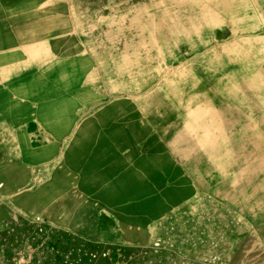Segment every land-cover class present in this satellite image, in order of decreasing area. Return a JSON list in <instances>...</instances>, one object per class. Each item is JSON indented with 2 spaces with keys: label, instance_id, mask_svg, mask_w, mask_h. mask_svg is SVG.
I'll return each instance as SVG.
<instances>
[{
  "label": "rangeland",
  "instance_id": "rangeland-1",
  "mask_svg": "<svg viewBox=\"0 0 264 264\" xmlns=\"http://www.w3.org/2000/svg\"><path fill=\"white\" fill-rule=\"evenodd\" d=\"M0 264H264V0H0Z\"/></svg>",
  "mask_w": 264,
  "mask_h": 264
}]
</instances>
